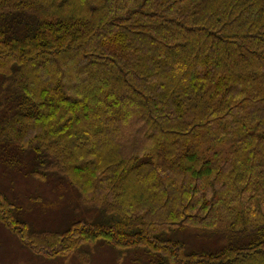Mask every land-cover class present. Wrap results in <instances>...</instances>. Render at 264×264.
Wrapping results in <instances>:
<instances>
[{
	"label": "trees",
	"instance_id": "obj_1",
	"mask_svg": "<svg viewBox=\"0 0 264 264\" xmlns=\"http://www.w3.org/2000/svg\"><path fill=\"white\" fill-rule=\"evenodd\" d=\"M9 148L90 207L74 239L86 225L135 264H264V0H0ZM62 233L33 251L74 250Z\"/></svg>",
	"mask_w": 264,
	"mask_h": 264
},
{
	"label": "rangeland",
	"instance_id": "obj_2",
	"mask_svg": "<svg viewBox=\"0 0 264 264\" xmlns=\"http://www.w3.org/2000/svg\"><path fill=\"white\" fill-rule=\"evenodd\" d=\"M11 130L7 128L6 132L11 134ZM8 145L17 148L13 144ZM8 150H11L10 154L7 149L0 150V264H135L130 256H133L134 249L141 256L139 248L124 251L105 239L90 240L91 236L86 235V225L85 229L80 228L79 237L75 239L64 232L76 215V219L88 220L87 208L90 207L81 204L74 191L56 185L52 177L49 180L51 175L46 180L32 175V153L19 150L17 155L13 148ZM78 203L86 207L80 214L76 209ZM16 229L28 232V235L23 237L17 234ZM34 230L40 232L38 237L33 234ZM119 230L116 234L123 237V231ZM57 231L63 232L61 236H67L65 242L74 250L51 256L33 251L31 241L40 243L42 247L47 245L48 249H62L64 245L59 241V235L56 237ZM119 251L121 254L118 256ZM122 254L126 255L124 259Z\"/></svg>",
	"mask_w": 264,
	"mask_h": 264
}]
</instances>
